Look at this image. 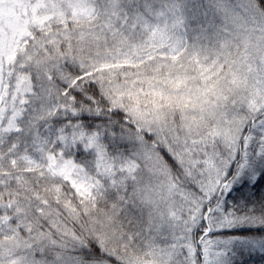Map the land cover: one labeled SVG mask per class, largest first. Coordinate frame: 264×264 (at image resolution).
<instances>
[{
	"label": "snow or ice",
	"instance_id": "obj_1",
	"mask_svg": "<svg viewBox=\"0 0 264 264\" xmlns=\"http://www.w3.org/2000/svg\"><path fill=\"white\" fill-rule=\"evenodd\" d=\"M0 264H264V0H0Z\"/></svg>",
	"mask_w": 264,
	"mask_h": 264
}]
</instances>
